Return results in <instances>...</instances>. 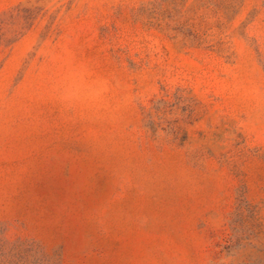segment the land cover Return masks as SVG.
Instances as JSON below:
<instances>
[{"label": "rangeland", "instance_id": "obj_1", "mask_svg": "<svg viewBox=\"0 0 264 264\" xmlns=\"http://www.w3.org/2000/svg\"><path fill=\"white\" fill-rule=\"evenodd\" d=\"M0 264H264V0H0Z\"/></svg>", "mask_w": 264, "mask_h": 264}]
</instances>
